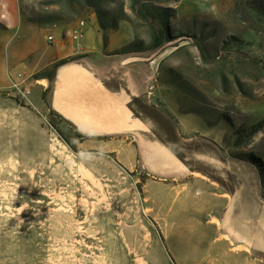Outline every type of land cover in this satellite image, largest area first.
<instances>
[{"label": "rangeland", "instance_id": "374dc122", "mask_svg": "<svg viewBox=\"0 0 264 264\" xmlns=\"http://www.w3.org/2000/svg\"><path fill=\"white\" fill-rule=\"evenodd\" d=\"M50 1L18 0L22 19L54 15L58 10ZM169 2L176 10L171 27L183 35L155 51L129 53L142 59L124 68L139 85L158 86L151 95L158 109L175 116L190 112L182 120L184 132L175 125V144L186 158L183 173L165 175L146 167L140 145L153 139L149 128L98 136L75 126L84 134L79 138L52 113L49 86L42 107L32 101L36 89L30 90L32 107L7 96L17 113L11 123L0 124V264H173L171 255L195 264L212 239L211 214L222 215L234 198L253 197L264 206L256 167L228 153L253 152L264 163V127L244 147L233 145L235 127L264 119V79H254L253 64L236 61L242 55L264 61V0ZM92 14L96 18L90 7L78 9L73 25ZM203 21L210 24L200 33L202 54L192 34ZM50 22L57 20L33 23ZM138 27L144 38L146 28ZM98 30L106 41L116 30L134 38L127 21L115 30ZM231 34L243 43L229 46L227 70L246 83L249 95L233 85L227 93L218 87L217 70L226 54L222 40ZM75 56L68 63L85 64L83 55ZM211 123L216 124L206 128Z\"/></svg>", "mask_w": 264, "mask_h": 264}, {"label": "crops", "instance_id": "0c3cea01", "mask_svg": "<svg viewBox=\"0 0 264 264\" xmlns=\"http://www.w3.org/2000/svg\"><path fill=\"white\" fill-rule=\"evenodd\" d=\"M73 26V21L40 24L26 21L20 15L18 0H0V124L11 123L17 113L7 97L14 96L8 84L10 78L23 73L28 76L25 85H30L31 93L37 90L38 98L34 95L32 101L42 107V93L51 85L50 108L83 133L101 136L136 131L124 125L126 116L136 119L143 127L138 130H152L153 139L140 145L146 167L165 175L182 174L185 168L182 161L186 158L177 150L175 138L179 133L175 125L180 127V133L184 132L182 120L189 113L180 112L175 116L158 109L151 98L153 93H158V86L150 83L145 88L125 70V66L142 59L129 53H113L131 40L129 31L121 35L120 30H116L104 42L92 14L86 20L83 37L74 41L70 38ZM52 32L54 41L48 43L46 37ZM75 55H83L85 66L59 65L51 81L46 75L36 76L50 69L57 60ZM109 66L111 70L106 72ZM132 72L139 71L133 69ZM128 74L131 85L127 82ZM80 124L88 128H81ZM191 171L210 180L206 173ZM234 199L232 207L222 215L211 214L207 218L208 225L214 227L212 239L195 264H264V206L253 197ZM171 258L173 264H186L181 257L171 255Z\"/></svg>", "mask_w": 264, "mask_h": 264}, {"label": "trees", "instance_id": "16d2710c", "mask_svg": "<svg viewBox=\"0 0 264 264\" xmlns=\"http://www.w3.org/2000/svg\"><path fill=\"white\" fill-rule=\"evenodd\" d=\"M170 0H51L50 5H54L58 12L52 16H47L38 19H29L33 22H70L75 20L78 16V9L84 7H90L94 10L97 18L99 27L103 31L115 30L117 29L120 21H127L131 24L134 38L126 45L115 50L113 53H133L142 51H155L156 49L162 47L164 44L181 37L183 34L171 27V21L176 18L175 7L169 2ZM235 9V8H234ZM197 22L192 24V27H198ZM210 24L209 21L201 22L198 28V34H192L195 39V45L199 48L200 52L204 53L203 38L201 37L202 30ZM138 26H144L146 28V36L140 38L137 35ZM216 27L211 30L214 33ZM104 42L106 41V35H103ZM243 43V38L236 35H226L222 40L221 49L226 51V54L221 56L220 67L217 70L218 77V87L221 92L227 93L229 85H233L235 89L244 94L249 95L244 86L246 85L239 77H237L234 71L230 74L227 70V65L231 63L229 59L232 55L227 53L229 51V46L232 44ZM79 58V56H67L65 58L59 59L53 63L51 69L52 73L55 69L64 63L73 61ZM220 58V57H219ZM244 59V60H243ZM227 60V61H226ZM238 63L242 64H253L254 69L257 71L253 77L258 79L259 77L264 79V61L258 60L253 57H248L247 55H242L236 59ZM50 73L47 77L50 78ZM36 76H42L41 73H37ZM51 89V86L48 89ZM46 90L42 93V98L45 99ZM53 114L59 116L65 122H68L70 126L74 127L76 136L83 138L84 134H81L74 124L64 118L62 115L52 110ZM186 113V112H185ZM190 113V112H187ZM226 121L231 124V119L228 115L222 116ZM216 123L208 124V126H214ZM264 127V119L258 120L250 125H241L234 128V148H241L250 143L252 138ZM170 149V148H169ZM173 152V150L170 149ZM174 153V152H173ZM229 155L246 160L253 164L259 174L260 183L264 188V163L262 159L254 154L253 152H245L241 150L240 152L235 150H230ZM175 154V153H174ZM176 155V154H175ZM180 159V158H179ZM182 161V160H181Z\"/></svg>", "mask_w": 264, "mask_h": 264}, {"label": "built area", "instance_id": "2783aa9c", "mask_svg": "<svg viewBox=\"0 0 264 264\" xmlns=\"http://www.w3.org/2000/svg\"><path fill=\"white\" fill-rule=\"evenodd\" d=\"M86 20L80 18L76 21L74 26L70 30V38L74 41H79L84 34V27L86 26ZM53 28H56V25H53ZM46 40L48 43H52L54 41V33H50L47 35ZM28 80V76L23 73L16 74L15 77L9 79L8 89L14 93L15 96L18 97L20 101L29 106H34L32 101L30 100V89L25 83Z\"/></svg>", "mask_w": 264, "mask_h": 264}, {"label": "bare ground", "instance_id": "6f19581e", "mask_svg": "<svg viewBox=\"0 0 264 264\" xmlns=\"http://www.w3.org/2000/svg\"><path fill=\"white\" fill-rule=\"evenodd\" d=\"M124 125L127 128H132V129H135V130H138V129H140L142 127V125L136 119L129 118V116H126V118L124 120ZM80 127L81 128H88V125L80 124Z\"/></svg>", "mask_w": 264, "mask_h": 264}, {"label": "clouds", "instance_id": "9594fccd", "mask_svg": "<svg viewBox=\"0 0 264 264\" xmlns=\"http://www.w3.org/2000/svg\"><path fill=\"white\" fill-rule=\"evenodd\" d=\"M25 208H27V205L23 206L21 209H19V211L22 212ZM20 223H23V219H20Z\"/></svg>", "mask_w": 264, "mask_h": 264}]
</instances>
